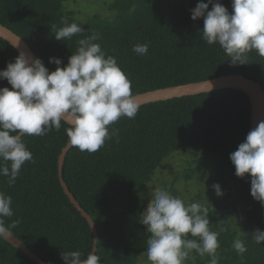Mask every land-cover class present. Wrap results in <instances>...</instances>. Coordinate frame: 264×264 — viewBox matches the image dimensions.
<instances>
[{"label": "trees", "instance_id": "1", "mask_svg": "<svg viewBox=\"0 0 264 264\" xmlns=\"http://www.w3.org/2000/svg\"><path fill=\"white\" fill-rule=\"evenodd\" d=\"M75 4L78 0H74ZM68 0H0V24L24 39L36 58L54 71L50 57L66 66L76 52L77 41L98 33L106 56H112L131 81L133 94L201 82L223 75L241 74L264 89V57L256 50L243 56L245 63H233L218 44H207L200 32L204 18L193 20L191 9L208 0H112L108 13L87 21L66 7ZM216 2V0H213ZM232 12V0H219ZM212 5H209L211 10ZM77 23L84 31L71 39L57 41L53 26ZM147 44L148 53L133 52L136 44ZM19 53L0 38V70ZM0 87L12 86L0 79ZM252 106L246 94L221 89L194 96L154 102L140 107L133 119L121 116L108 126L109 133L99 151L89 153L72 147L63 166V178L78 203L93 219L98 233L96 255L99 264H141L150 233L142 214L150 202L152 183L159 173L184 166L165 190L175 197L199 188L195 199L209 211V229L218 233L217 264H264V242L257 244L252 233L264 230V204L251 195V175H235L230 154L252 130ZM61 121L59 131L43 136L24 135L23 142L33 159L22 165L14 185L0 175V192L11 196L13 216L3 217L9 231L33 253L50 264H66L62 254L79 251L86 259L95 247L87 219L65 193L59 177V157L68 144ZM177 170V169H176ZM167 180V179H166ZM220 184L223 195L212 188ZM13 221H19L11 227ZM186 239L196 240L190 233ZM240 239L247 251L233 248ZM212 257L189 251L183 264H210ZM0 264H38L0 238Z\"/></svg>", "mask_w": 264, "mask_h": 264}, {"label": "clouds", "instance_id": "2", "mask_svg": "<svg viewBox=\"0 0 264 264\" xmlns=\"http://www.w3.org/2000/svg\"><path fill=\"white\" fill-rule=\"evenodd\" d=\"M201 17L203 40L209 45L218 43L234 64L245 63L244 54L253 49L264 57V0H232L231 13L219 0H208L191 9L194 21ZM53 30L57 41H67L84 31L77 23H66L58 30L53 26ZM99 39L100 35L93 33L78 40L66 66H61V58L50 57L49 62L57 65L54 71L42 59H30L23 51L0 70V79L12 86L0 87V175L8 177L10 186L22 165L33 159L23 142L24 135L59 131L64 121L70 125L66 129L68 143L82 152L94 153L116 135V129L109 133V125L121 116L136 117L141 104L131 81L117 60L106 56L101 45L94 42ZM132 50L146 55L148 45L136 44ZM230 159L236 176L251 175V195L264 204V121L249 131ZM212 188L218 196L223 195L220 184ZM11 204V196L0 192V238L9 235L2 218L13 216ZM208 217V209L200 203L186 205L167 190L154 188L141 220L151 234L146 247L148 261L183 264L189 251L195 249L201 256L210 255V264H217L218 233L209 229ZM18 223L13 221L11 227ZM189 233L199 237V242L186 239ZM252 235L257 244L264 242V230L257 229ZM233 248L241 255L247 251L240 239L233 241ZM95 251L93 248L86 259L79 251H71L62 254V259L66 264H99Z\"/></svg>", "mask_w": 264, "mask_h": 264}, {"label": "water", "instance_id": "3", "mask_svg": "<svg viewBox=\"0 0 264 264\" xmlns=\"http://www.w3.org/2000/svg\"><path fill=\"white\" fill-rule=\"evenodd\" d=\"M0 38L10 43L18 53L23 51L30 59H35L36 56L29 44L22 39L19 35L13 32L11 29L0 24ZM211 86V87H210ZM235 89L240 90L246 94L251 102L252 114L251 125L252 129L257 127L259 122L264 121V89L260 83L249 79L241 74H230L216 77L213 79L190 83L180 86L168 87L163 89H157L146 93L138 94L141 106L166 101L174 98H181L186 96H194L203 93H209L221 89ZM73 146L69 143L63 148V151L59 157V177L65 193L70 198L71 202L81 212V214L87 219L95 239V250H97L98 233L96 225L91 216L85 211V209L78 203L73 194L69 191V188L63 178V166L65 164L66 156ZM13 246L21 250L26 256L31 258L38 264H50L38 255L33 253L19 238L9 231L8 238H5ZM96 253V251H95Z\"/></svg>", "mask_w": 264, "mask_h": 264}, {"label": "rangeland", "instance_id": "4", "mask_svg": "<svg viewBox=\"0 0 264 264\" xmlns=\"http://www.w3.org/2000/svg\"><path fill=\"white\" fill-rule=\"evenodd\" d=\"M108 1H112V0H78L77 3L75 4L74 0H68V2H66V7L69 9H74L76 10V17L80 20V21H87L91 16H93L96 13L102 14V15H106L107 10L105 7V3ZM183 157L179 158V161L175 158L174 161H172V165H174V163L176 162V164H178L177 162H180V164L178 165L177 168H175L174 170L169 172V175H167L166 173H159L158 175H156V179L154 181V184L152 183L151 185V192L154 189V185H158L161 183H167L169 184V179L167 178L168 176L170 177V181L175 177V175L177 174V172H180V170L184 169V166L187 167L182 159ZM177 169V170H176ZM167 179V180H166ZM187 184L191 185L192 188L190 189V191L186 195L183 194L184 190L183 189H179V192H181V196L180 198L185 202V204L188 203V199H195V197L197 196L198 192H199V188L196 187L194 185V182H190V183H185V182H180L177 184V187H184ZM161 188L165 189V185L161 186ZM188 198V199H187ZM141 264H151L150 261H148L147 259V255L145 254L141 260Z\"/></svg>", "mask_w": 264, "mask_h": 264}]
</instances>
